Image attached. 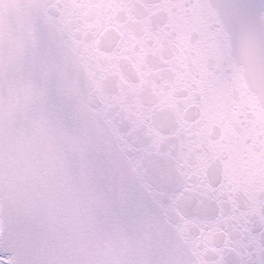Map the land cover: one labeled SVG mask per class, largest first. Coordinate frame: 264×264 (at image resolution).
Listing matches in <instances>:
<instances>
[{
  "label": "snow or ice",
  "instance_id": "1",
  "mask_svg": "<svg viewBox=\"0 0 264 264\" xmlns=\"http://www.w3.org/2000/svg\"><path fill=\"white\" fill-rule=\"evenodd\" d=\"M0 264H264V0H0Z\"/></svg>",
  "mask_w": 264,
  "mask_h": 264
}]
</instances>
